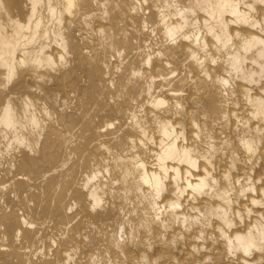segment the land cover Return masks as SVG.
Here are the masks:
<instances>
[{
    "label": "bare ground",
    "instance_id": "6f19581e",
    "mask_svg": "<svg viewBox=\"0 0 264 264\" xmlns=\"http://www.w3.org/2000/svg\"><path fill=\"white\" fill-rule=\"evenodd\" d=\"M0 264H264V0H0Z\"/></svg>",
    "mask_w": 264,
    "mask_h": 264
}]
</instances>
